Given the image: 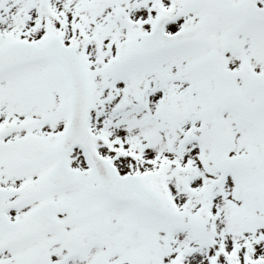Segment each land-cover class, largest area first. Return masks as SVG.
<instances>
[{"label":"snow or ice","instance_id":"1","mask_svg":"<svg viewBox=\"0 0 264 264\" xmlns=\"http://www.w3.org/2000/svg\"><path fill=\"white\" fill-rule=\"evenodd\" d=\"M0 264H264V0H0Z\"/></svg>","mask_w":264,"mask_h":264}]
</instances>
